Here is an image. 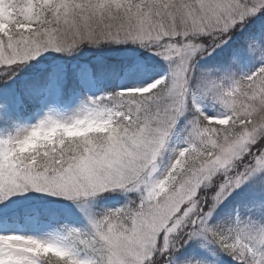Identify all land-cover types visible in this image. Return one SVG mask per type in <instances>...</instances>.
<instances>
[{"label":"snow or ice","instance_id":"snow-or-ice-1","mask_svg":"<svg viewBox=\"0 0 264 264\" xmlns=\"http://www.w3.org/2000/svg\"><path fill=\"white\" fill-rule=\"evenodd\" d=\"M0 264H264V0H0Z\"/></svg>","mask_w":264,"mask_h":264}]
</instances>
